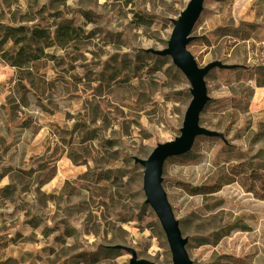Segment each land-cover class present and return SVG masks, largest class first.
I'll list each match as a JSON object with an SVG mask.
<instances>
[{
    "label": "rangeland",
    "instance_id": "1",
    "mask_svg": "<svg viewBox=\"0 0 264 264\" xmlns=\"http://www.w3.org/2000/svg\"><path fill=\"white\" fill-rule=\"evenodd\" d=\"M190 2L0 0L4 24L83 30L40 73L0 58V263H172L140 161L182 135L192 85L158 52ZM188 40L200 68L220 65L199 117L218 135L168 158L162 188L193 264H264V200L230 173L264 164V0H204Z\"/></svg>",
    "mask_w": 264,
    "mask_h": 264
},
{
    "label": "water",
    "instance_id": "2",
    "mask_svg": "<svg viewBox=\"0 0 264 264\" xmlns=\"http://www.w3.org/2000/svg\"><path fill=\"white\" fill-rule=\"evenodd\" d=\"M203 2L204 0H191L180 20L176 22L168 48L158 52L162 56H171L174 64L185 74L192 85L193 99L186 114L182 135L173 143L157 147L147 160L140 161L145 167L144 192L146 203L157 214L167 236L172 252L171 264H193V262L188 256L186 240L182 237L178 221L175 219L161 185L163 165L168 158L188 152L197 136L218 135L200 127L199 117L208 102L205 77L210 70L220 65L212 63L200 68L192 54L187 50L188 37L200 16ZM133 264L154 263L141 260Z\"/></svg>",
    "mask_w": 264,
    "mask_h": 264
},
{
    "label": "trees",
    "instance_id": "3",
    "mask_svg": "<svg viewBox=\"0 0 264 264\" xmlns=\"http://www.w3.org/2000/svg\"><path fill=\"white\" fill-rule=\"evenodd\" d=\"M250 29L254 25L249 26ZM244 32H247L244 30ZM80 27L64 22L54 34L48 28L13 26L0 21V58L19 70H28V74L40 73L47 56L46 49L68 45L82 37ZM243 41L252 39L251 33H244ZM258 87H264V66L259 69ZM264 124V123H263ZM240 185L256 199L264 200V164L244 161L230 169ZM10 186L6 188L11 195ZM205 189H198L197 194H206ZM0 264H5L4 262ZM74 264H99V255L82 253Z\"/></svg>",
    "mask_w": 264,
    "mask_h": 264
}]
</instances>
